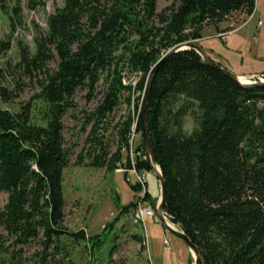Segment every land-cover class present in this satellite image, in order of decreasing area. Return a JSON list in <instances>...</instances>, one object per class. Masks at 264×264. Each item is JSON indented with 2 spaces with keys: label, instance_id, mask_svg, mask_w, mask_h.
Segmentation results:
<instances>
[{
  "label": "trees",
  "instance_id": "trees-1",
  "mask_svg": "<svg viewBox=\"0 0 264 264\" xmlns=\"http://www.w3.org/2000/svg\"><path fill=\"white\" fill-rule=\"evenodd\" d=\"M8 1L0 0L3 10ZM157 2L65 0L49 17L47 34L35 38V53L22 50L26 67L47 68L40 94L47 103V121L34 123L29 106L19 113L0 108V192L8 193L0 227L21 245L42 234L43 253L33 264H74L65 238L100 250L119 219L91 237L63 226L68 161L62 118L73 106L76 90L86 83L93 88L105 72L113 76L106 99L90 117L95 120L92 141L102 147L92 165L114 171L122 163V149L130 148L132 121L125 123L120 146L110 158L97 132L119 94L130 88L122 83L120 61L143 74L137 90L144 91L153 66L170 48L201 39L206 27H218L235 12L251 17L257 0H179L169 15L156 12ZM54 52L59 63L50 70ZM188 116L192 131L185 129ZM146 122L165 180V212L199 247L200 264H264V85H241L206 64L194 49L178 52L155 74ZM136 125L140 132L139 113ZM137 167L152 169L145 160H138ZM129 186L137 195L140 187ZM144 199L156 204L148 191ZM136 205L137 198L123 204L116 196L119 217ZM3 238L0 264L12 254Z\"/></svg>",
  "mask_w": 264,
  "mask_h": 264
},
{
  "label": "rangeland",
  "instance_id": "rangeland-1",
  "mask_svg": "<svg viewBox=\"0 0 264 264\" xmlns=\"http://www.w3.org/2000/svg\"><path fill=\"white\" fill-rule=\"evenodd\" d=\"M64 4L65 0H9L5 10L0 6V108L19 113L29 106L32 121L38 125H46L47 121V103L40 94L48 71L47 68L38 71L26 67L22 63V50L35 53V38L47 34L49 17ZM178 4L179 0H158L156 12L169 15L171 8ZM15 8H18L17 14L14 12ZM258 8L257 15L236 35L237 38L245 37L249 40L251 49L244 51L242 55H236L233 60L238 63L243 60V64L250 67H264V58L255 57L258 49L264 45L262 36L255 38V34H258V21L261 19L264 22V0H259ZM248 18L242 11L233 13L227 19L231 25L227 29L240 27ZM152 21L157 24L156 17ZM259 28L264 32V25ZM221 33L227 32H220L218 36ZM220 37L223 36L216 37V40L222 43ZM194 42L199 44L198 40ZM121 52L118 54H123ZM54 55L55 58L49 65L50 70H55L59 63L55 52ZM122 56V59L126 58L125 55ZM118 70H123L122 83L130 88L119 94L117 106L100 123L97 132L108 158L119 148L121 131L129 120L132 121L130 144L139 148L142 142L141 132L137 131L136 125L139 113L136 103L143 94V91L137 90L143 74L131 71L127 61H120ZM112 81L113 76L105 72L93 88L88 83L79 87L72 97L73 106L62 118L68 161L63 172V226L72 232L84 230L86 236L91 237L102 233L108 224L119 218L115 221L113 230L106 231L110 233H107L100 250H91L85 241L75 244L65 238L63 242L70 248V260L74 264H168L164 258L167 253H172L173 262H177L174 264H195L191 251L187 254L176 251L180 244H186L165 231L161 223L155 221V217L146 218V230L134 221L133 211L119 217L116 196H121L123 204L137 198L129 186L134 183V176L130 174L129 181L127 180V149H122V163L114 171H110L107 166L92 165L93 157L102 151V147L92 141L94 138L91 131L95 120L90 116L106 99ZM193 128V120L188 116L185 129L192 131ZM147 173L150 192L157 197L161 192L160 180L153 169L147 170ZM7 200L8 193L0 192V211L4 209ZM0 236H4L3 240L12 252L6 257L7 262L4 264H33L35 258L43 253L42 234L25 245L16 244L14 238H10L2 227ZM143 237H147V246L142 243ZM165 238L169 245L163 243Z\"/></svg>",
  "mask_w": 264,
  "mask_h": 264
},
{
  "label": "water",
  "instance_id": "water-1",
  "mask_svg": "<svg viewBox=\"0 0 264 264\" xmlns=\"http://www.w3.org/2000/svg\"><path fill=\"white\" fill-rule=\"evenodd\" d=\"M189 49H194L196 50L203 58L204 62L208 64L209 66L223 72L227 76L231 77L232 79L236 80L243 86H251V85H264V73L262 74V79L258 78L257 76L260 74H252L248 77L249 82L248 83H242L238 76L233 73L232 71L228 70L221 64H219L217 61H215L205 50L202 46L199 44L195 43L194 41H187L183 42L180 44L175 45L174 47L170 48L165 54L162 55L160 60L153 66L151 72L149 73L146 83H145V88L143 91V95L141 98V103H140V108H139V117L141 121V137H142V144H143V149L144 152L147 156V162L150 164L151 168L155 171L157 174L160 183H161V192H160V197L156 201V204L154 205L156 214L159 218V222L161 223L162 227L165 229V231L170 232L177 238L181 239L187 247L190 249L192 253V257L194 260L195 264H200V261L202 260L201 256V251L198 246H196L184 233L179 227L175 226L174 223L168 219H166L165 216V202H166V185H165V180L163 177V173L161 171V168L159 164L157 163V160L154 156V152L152 149L151 145V139H150V134H149V129L147 126L146 122V110L148 108V100H149V95H150V90L152 87V82L155 77V74L160 67V65L171 55L186 51ZM256 77V78H255ZM203 264V263H202Z\"/></svg>",
  "mask_w": 264,
  "mask_h": 264
},
{
  "label": "crops",
  "instance_id": "crops-1",
  "mask_svg": "<svg viewBox=\"0 0 264 264\" xmlns=\"http://www.w3.org/2000/svg\"><path fill=\"white\" fill-rule=\"evenodd\" d=\"M258 3L259 0H257V5L254 13L245 21L243 25L240 27H236V29H232L231 31L228 29V31H223L227 30L230 22L226 20L225 22L221 23L218 25V27H213L209 26L206 27L203 31V37L199 39V45L204 48V50L218 63L220 62L222 66L227 68L228 70L232 71L235 73L237 76H249L252 74H259L264 72V67L261 65H258V67H250V66H245L243 64V60H241V63L235 62L233 59L236 55H242L244 51H247L248 49H251V44L250 41L246 40L245 37H242V39L237 38L236 35L239 30L243 29L258 13L259 8H258ZM261 22V24H260ZM264 22L260 19L258 21V34H255V38L259 39L260 36L264 38V32L259 28L260 26H263ZM232 28V27H231ZM220 32H227L225 36L220 37L222 38V43L217 42L216 37H219L218 34ZM205 42V43H203ZM253 54L255 55L254 51ZM258 59H263L264 58V45L258 49V54L255 55V57ZM243 59V58H242ZM148 192L150 196L152 197L153 201H157L158 198L160 197V194L157 195V197L153 196L150 192V187L148 185ZM134 194V193H133ZM148 249V248H147ZM179 253H189L190 249L187 247V245H181L178 246V249L176 250ZM162 260V258H160ZM164 261L167 262L168 264H174L177 262H173V256L172 253L166 254Z\"/></svg>",
  "mask_w": 264,
  "mask_h": 264
},
{
  "label": "built area",
  "instance_id": "built-area-1",
  "mask_svg": "<svg viewBox=\"0 0 264 264\" xmlns=\"http://www.w3.org/2000/svg\"><path fill=\"white\" fill-rule=\"evenodd\" d=\"M261 23V22H260ZM226 33H221L219 36H225ZM258 74V73H257ZM258 78L262 79V74L257 76ZM256 78V77H255ZM128 152V160L127 164L130 163L131 166L127 168L126 172L128 173L127 180L129 181V175L132 174L134 176V185L139 186L140 190L137 192V205L133 211V218L136 223H139L144 230L145 227V220L147 217H155V221L159 222V218L156 214L155 207L151 203L150 200L144 199L147 191H148V173L146 169H138L137 161L138 160H145L147 161V156L144 152V149H138L134 146L133 143L130 144V148L127 149ZM166 219L169 221L171 220L170 217L165 212ZM175 226L179 227L178 225L174 224ZM145 245H148L147 237H145ZM163 243L165 245H169L168 239H163Z\"/></svg>",
  "mask_w": 264,
  "mask_h": 264
},
{
  "label": "bare ground",
  "instance_id": "bare-ground-1",
  "mask_svg": "<svg viewBox=\"0 0 264 264\" xmlns=\"http://www.w3.org/2000/svg\"><path fill=\"white\" fill-rule=\"evenodd\" d=\"M239 80L242 82V83H248L249 82V79L248 77L246 76H238Z\"/></svg>",
  "mask_w": 264,
  "mask_h": 264
}]
</instances>
